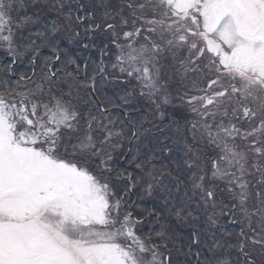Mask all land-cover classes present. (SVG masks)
<instances>
[{"label":"snow or ice","instance_id":"6c2138e0","mask_svg":"<svg viewBox=\"0 0 264 264\" xmlns=\"http://www.w3.org/2000/svg\"><path fill=\"white\" fill-rule=\"evenodd\" d=\"M0 264H264V0H0Z\"/></svg>","mask_w":264,"mask_h":264}]
</instances>
